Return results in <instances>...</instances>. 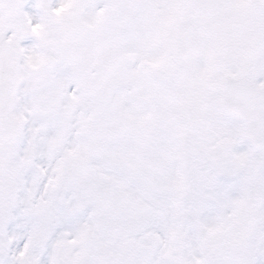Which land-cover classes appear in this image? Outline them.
<instances>
[{"label": "snow or ice", "instance_id": "snow-or-ice-1", "mask_svg": "<svg viewBox=\"0 0 264 264\" xmlns=\"http://www.w3.org/2000/svg\"><path fill=\"white\" fill-rule=\"evenodd\" d=\"M0 264H264V0H0Z\"/></svg>", "mask_w": 264, "mask_h": 264}]
</instances>
